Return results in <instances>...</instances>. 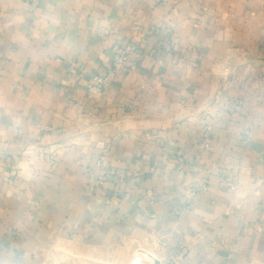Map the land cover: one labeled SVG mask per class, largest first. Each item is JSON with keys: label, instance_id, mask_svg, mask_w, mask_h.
<instances>
[{"label": "crops", "instance_id": "crops-1", "mask_svg": "<svg viewBox=\"0 0 264 264\" xmlns=\"http://www.w3.org/2000/svg\"><path fill=\"white\" fill-rule=\"evenodd\" d=\"M135 25L162 59L90 97ZM262 223L264 0H0V264H264Z\"/></svg>", "mask_w": 264, "mask_h": 264}, {"label": "built area", "instance_id": "built-area-1", "mask_svg": "<svg viewBox=\"0 0 264 264\" xmlns=\"http://www.w3.org/2000/svg\"><path fill=\"white\" fill-rule=\"evenodd\" d=\"M34 1V0H32ZM134 28L138 30V36L131 41L130 43L122 46L114 55L112 65L106 74L97 73L91 79L88 85V94L90 97L96 98L102 95L110 77L117 73H125L127 71L134 70L138 67L140 61L144 57H151L154 59L161 60L160 51L157 48L146 49L144 47L146 36L149 33V30H141L138 25H135ZM205 136V145L209 147L212 142V128L208 126L204 131ZM181 161L183 159L181 158ZM182 167V162L180 164ZM207 186H204L203 189H207ZM193 192V190H191ZM261 230L264 232V223L261 224ZM145 257L142 252H138L134 255L132 264H144ZM166 264V263H165ZM168 264H175V261L172 260Z\"/></svg>", "mask_w": 264, "mask_h": 264}, {"label": "rangeland", "instance_id": "rangeland-1", "mask_svg": "<svg viewBox=\"0 0 264 264\" xmlns=\"http://www.w3.org/2000/svg\"><path fill=\"white\" fill-rule=\"evenodd\" d=\"M169 263V262H168ZM168 263H166V264H168ZM160 264V263H159ZM165 264V263H164Z\"/></svg>", "mask_w": 264, "mask_h": 264}]
</instances>
